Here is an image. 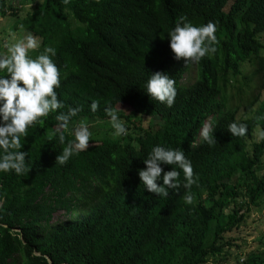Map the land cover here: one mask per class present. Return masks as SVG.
I'll return each mask as SVG.
<instances>
[{"label": "trees", "instance_id": "trees-1", "mask_svg": "<svg viewBox=\"0 0 264 264\" xmlns=\"http://www.w3.org/2000/svg\"><path fill=\"white\" fill-rule=\"evenodd\" d=\"M27 2L31 7L18 17L19 5ZM8 12L19 29L37 38L39 47L29 55L56 49L57 97L65 110L81 108L70 125L108 123L106 102L131 114H118L126 135L91 138L64 165L55 164L65 145L56 138L53 115L27 130L20 150L27 152L29 172L21 178L0 173V264L226 261L238 248L227 235L264 200V140L249 143L264 129V0H0V18ZM180 15L194 26L216 24L210 58L187 65L174 59L166 34ZM245 68L261 84L241 101L252 111L249 118L239 117L229 94L233 80L248 81L241 76ZM156 72L175 80L171 107L143 93L147 75ZM93 100L99 104L95 113L89 110ZM233 121L246 125L244 138L227 132ZM206 124L215 143L200 136ZM63 134L65 143L72 139L67 130ZM157 144L180 148L197 183L185 189L181 173V186L166 198L144 190L136 173ZM161 168L162 174L170 170ZM239 177L249 181L243 195ZM237 264H264V251H249Z\"/></svg>", "mask_w": 264, "mask_h": 264}, {"label": "clouds", "instance_id": "clouds-1", "mask_svg": "<svg viewBox=\"0 0 264 264\" xmlns=\"http://www.w3.org/2000/svg\"><path fill=\"white\" fill-rule=\"evenodd\" d=\"M215 33L214 22L194 26L186 16L180 15L166 35L174 59H183L187 65L205 57L210 58L216 52ZM9 39L14 42L6 45L5 54H0V173L11 172L21 178L31 168L28 160L26 161L27 152L20 150L23 145L21 140L27 136L29 128L43 125L49 115H53L56 121L58 142L65 145L56 155L55 164L64 165L77 152L86 150L92 133L84 120H79L71 129L72 139L65 143L63 131L69 129L70 122L77 117L81 108L68 106L65 110L66 105L57 97L56 89L60 87L61 73L52 59L56 55V49L51 46L44 47L33 58L29 52L39 47L36 37L28 33L17 39L15 33L10 31ZM187 79L190 77L187 76L185 80ZM143 93L165 107H171L176 96L175 80L162 72L147 75ZM98 107V102L93 100L89 110L95 113ZM117 108L106 102L103 109L114 138L124 136L128 131ZM226 130L232 137L244 138L247 127L233 121L227 125ZM200 136L208 144L215 143L212 127L208 124L203 127ZM257 138L264 140V129H258ZM142 163L144 168L136 173L140 185L156 197L166 198L169 190L178 189L181 186V173L185 189L197 183L191 160L180 148L157 144L143 158ZM161 165L170 166V170L163 171L162 174ZM157 181L162 183L158 186ZM184 200L190 204L191 194L186 192Z\"/></svg>", "mask_w": 264, "mask_h": 264}, {"label": "rangeland", "instance_id": "rangeland-1", "mask_svg": "<svg viewBox=\"0 0 264 264\" xmlns=\"http://www.w3.org/2000/svg\"><path fill=\"white\" fill-rule=\"evenodd\" d=\"M27 5H19V12L18 17H23L24 12L26 10H29L31 7L30 2L26 3ZM14 32L17 39L22 38L24 35L28 34V32H25L22 29H19L16 24V18L10 17V12H8L7 17L0 18V54L6 53V45L14 42L13 40L9 39V32ZM264 38V34L261 35ZM264 45V41H262ZM262 53V51H261ZM241 76H245L248 81L246 83L243 82L242 77H239L236 80H233V83L230 85V95L234 97V99L231 101L230 105L231 107H236L235 110H238V115L241 118H249L251 117L252 111L250 109L244 110L241 108V101H245L248 97V95H256L255 93H258V90L261 88V84L256 79H252V68H245L241 72ZM237 94H239V97L237 98ZM264 96V94L262 95ZM259 104V103H258ZM257 104V106H258ZM118 114H122L124 116H129L131 114V111L129 109H121L118 111ZM125 122V125L127 124L124 119H122ZM209 120V119H208ZM146 120L142 121V128H146L145 122ZM88 127L90 132L92 133L93 139H102V138H109V139H117L118 137L114 138L112 136V129L109 125V123H95V122H89L84 121ZM152 124L158 123L156 119L151 120ZM77 124V123H76ZM71 124L69 126L68 132L71 133V129L76 125ZM258 130H256L252 138L249 140V143H252L254 141H258L257 138ZM120 138V137H119ZM260 175H264V156L263 160L259 169ZM240 185V191L243 195L245 189H247V185H249V181L244 183L241 177H239ZM246 185V186H245ZM245 208L241 210V213H245ZM230 239H235V243L238 245L237 249L235 247H232L231 250H229V257L224 262H215L210 261L208 264H237V261L241 263V261L245 258V255L252 250H259L264 251V200L263 202L257 207L251 209V211L248 213V215L245 217V220L243 224L240 226L237 231H234L233 233L227 235ZM228 253V251L226 250Z\"/></svg>", "mask_w": 264, "mask_h": 264}]
</instances>
